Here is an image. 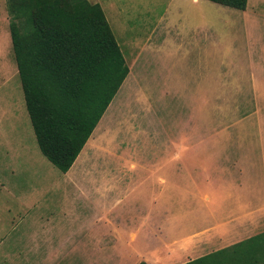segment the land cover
I'll list each match as a JSON object with an SVG mask.
<instances>
[{
    "label": "rangeland",
    "instance_id": "obj_1",
    "mask_svg": "<svg viewBox=\"0 0 264 264\" xmlns=\"http://www.w3.org/2000/svg\"><path fill=\"white\" fill-rule=\"evenodd\" d=\"M87 1L129 73L67 173L38 149L7 27L0 264H134L118 247L134 202L167 218L168 236L191 240L184 263L246 240L238 228L254 225L242 211L262 207L263 233L264 2ZM240 176L253 195L243 204Z\"/></svg>",
    "mask_w": 264,
    "mask_h": 264
},
{
    "label": "trees",
    "instance_id": "obj_2",
    "mask_svg": "<svg viewBox=\"0 0 264 264\" xmlns=\"http://www.w3.org/2000/svg\"><path fill=\"white\" fill-rule=\"evenodd\" d=\"M205 1L244 11L248 0ZM6 7L12 53L38 149L67 173L129 69L98 4L6 0ZM184 264H264V232Z\"/></svg>",
    "mask_w": 264,
    "mask_h": 264
},
{
    "label": "crops",
    "instance_id": "obj_3",
    "mask_svg": "<svg viewBox=\"0 0 264 264\" xmlns=\"http://www.w3.org/2000/svg\"><path fill=\"white\" fill-rule=\"evenodd\" d=\"M259 2H264V0H257ZM248 3V1H247ZM247 7V5H246ZM246 9V8H245ZM9 26V20L7 19L6 15V9H5V0H0V34H3L1 45H0V89H2V93L0 96V101L5 99V94H3V91L6 88V68H5V59H4V53L3 49H7L8 43L6 42L8 39V33H7V27ZM1 106V105H0ZM6 108L2 105L0 107V115L5 117ZM1 135V130H0ZM245 176V175H244ZM239 183H238V198L240 204L244 201L242 199H246L247 197H252L251 190H246L245 186V180L243 176H240ZM162 182H164L163 179H161ZM255 191V190H253ZM128 198V197H127ZM155 201L152 199L151 203H154ZM128 208H131V211H133L132 217L128 218L126 222L128 221V225L131 228L123 230L122 234L120 236V240H118V247L122 248L125 247L126 250L133 251L132 255L136 258V262L134 264H139L140 262H145L146 264H182L184 263V258L188 256H192L194 254L195 245H192L191 240L185 239L182 241H177L176 239L168 236V234L165 231V225L167 218L163 217V219L153 217V213H149L147 211L141 210L138 208V204L129 203ZM264 206V205H262ZM155 208L160 209L158 206H155ZM260 209H262L261 206H257V208L251 209L250 212L248 211H242V215H246L249 219L252 221V224L254 225V228H249V231L247 233V226L243 229L241 226L238 228V236L246 235L247 237L244 238H251V232L254 231V235L258 232L256 229L258 226L261 225L259 223V219L262 217ZM149 211V210H148ZM249 213L250 215L246 214ZM136 213H140V216H135ZM152 215V216H149ZM255 214H257L255 216ZM243 217V216H242ZM245 223L247 221L246 218H244ZM125 224V223H124ZM125 224V225H127ZM250 225V224H249ZM150 226H155L156 231H152ZM161 226V230H160ZM264 232V231H262ZM261 233V232H260ZM258 235V234H256ZM124 239L127 242L121 243V240ZM130 252V251H129ZM176 254L182 255V257H177ZM194 259V258H193ZM192 259V260H193ZM187 260L186 262H188ZM191 261V260H190Z\"/></svg>",
    "mask_w": 264,
    "mask_h": 264
}]
</instances>
